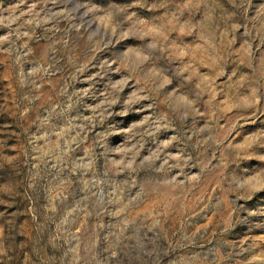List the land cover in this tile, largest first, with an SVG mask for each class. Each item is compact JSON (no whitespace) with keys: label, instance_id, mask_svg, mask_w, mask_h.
Masks as SVG:
<instances>
[{"label":"rangeland","instance_id":"rangeland-1","mask_svg":"<svg viewBox=\"0 0 264 264\" xmlns=\"http://www.w3.org/2000/svg\"><path fill=\"white\" fill-rule=\"evenodd\" d=\"M0 264H264V0H0Z\"/></svg>","mask_w":264,"mask_h":264}]
</instances>
